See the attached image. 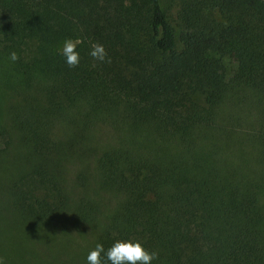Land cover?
Here are the masks:
<instances>
[{
  "label": "trees",
  "instance_id": "16d2710c",
  "mask_svg": "<svg viewBox=\"0 0 264 264\" xmlns=\"http://www.w3.org/2000/svg\"><path fill=\"white\" fill-rule=\"evenodd\" d=\"M129 240L264 264V0H0V258Z\"/></svg>",
  "mask_w": 264,
  "mask_h": 264
},
{
  "label": "clouds",
  "instance_id": "9594fccd",
  "mask_svg": "<svg viewBox=\"0 0 264 264\" xmlns=\"http://www.w3.org/2000/svg\"><path fill=\"white\" fill-rule=\"evenodd\" d=\"M80 43L79 39L68 38L64 41L60 50L61 55L65 57V63L70 68H76L80 65L81 56L77 51ZM88 55L94 61L111 62L107 50L100 43H94ZM9 58L15 62L19 59V56L13 51L10 53ZM102 254L104 258H102ZM158 257L157 252L146 250L139 241H116L107 250H105L102 243H97L95 248L87 255V264H106L105 258L110 264H152ZM0 264H5L3 258H0Z\"/></svg>",
  "mask_w": 264,
  "mask_h": 264
},
{
  "label": "rangeland",
  "instance_id": "374dc122",
  "mask_svg": "<svg viewBox=\"0 0 264 264\" xmlns=\"http://www.w3.org/2000/svg\"><path fill=\"white\" fill-rule=\"evenodd\" d=\"M62 47H63V43L58 46V49L61 50Z\"/></svg>",
  "mask_w": 264,
  "mask_h": 264
}]
</instances>
